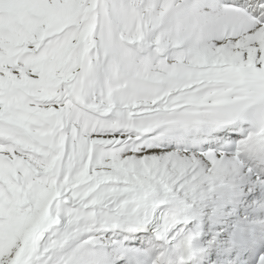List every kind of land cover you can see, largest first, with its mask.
<instances>
[{"label":"snow or ice","instance_id":"obj_1","mask_svg":"<svg viewBox=\"0 0 264 264\" xmlns=\"http://www.w3.org/2000/svg\"><path fill=\"white\" fill-rule=\"evenodd\" d=\"M0 264H264V0H0Z\"/></svg>","mask_w":264,"mask_h":264}]
</instances>
